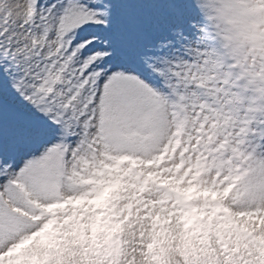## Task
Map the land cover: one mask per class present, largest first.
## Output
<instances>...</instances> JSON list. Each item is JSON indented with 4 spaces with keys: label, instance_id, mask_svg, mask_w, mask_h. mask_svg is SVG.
Here are the masks:
<instances>
[{
    "label": "snow or ice",
    "instance_id": "obj_1",
    "mask_svg": "<svg viewBox=\"0 0 264 264\" xmlns=\"http://www.w3.org/2000/svg\"><path fill=\"white\" fill-rule=\"evenodd\" d=\"M0 264H264V0H0Z\"/></svg>",
    "mask_w": 264,
    "mask_h": 264
}]
</instances>
